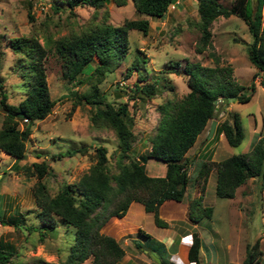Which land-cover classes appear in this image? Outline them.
I'll list each match as a JSON object with an SVG mask.
<instances>
[{
  "label": "rangeland",
  "instance_id": "obj_1",
  "mask_svg": "<svg viewBox=\"0 0 264 264\" xmlns=\"http://www.w3.org/2000/svg\"><path fill=\"white\" fill-rule=\"evenodd\" d=\"M218 1L225 7L231 2ZM172 4L173 9L168 8L163 17L149 18L136 13L130 0L123 6L109 1L104 9L100 10L87 5L75 6L69 10L64 0H0V87L7 96L6 102L16 105L24 97L26 89L16 66L20 56L10 50L7 42V39L21 35L35 37L46 49L43 61L45 82L49 97L53 101L50 113L31 125V133L25 142V157L17 164L19 168L11 165L12 157L0 151V219L7 216L20 218L21 214L24 217V220H18L15 227L0 221V242L13 246L9 250L10 259L6 264H60L69 253L73 241V229L60 223H57L54 230L43 235L41 233L44 230H26L25 227L39 226L40 222L34 216L37 209L32 194V187L37 178L31 173H26L24 167L32 162L43 161L48 168L39 181L43 183L46 193L53 196L61 185L74 183L94 163V146H105L108 166L113 165L116 154L114 133L109 127L92 126L89 121L92 109L83 102H77L79 96L94 90L97 93H105L106 100L114 107L118 103L127 102L125 122L135 137L130 154L137 157L144 155L149 146L148 138L158 119L155 111L157 105L166 99H178L187 92V76L182 71L186 61L208 67L229 66L230 79L233 83L241 85V92L250 94V99L244 103L235 100L226 102L221 98L216 100L217 113L211 120L229 119L230 113H237L243 138L241 144L235 148L227 144L225 148H217L214 144L212 148L217 156L213 154V162L230 154L246 152L258 137H262L264 142V86L259 82L261 75L255 76L257 71L246 56L250 34L245 23L235 15L227 18L217 17L209 26L211 45L196 53L194 47L200 33L197 28L196 0H175ZM28 9L33 21H29L26 16ZM138 18L148 20L146 34L134 29L127 31L126 53L116 68L112 72H105L98 83L90 85L95 80H87L85 73L76 75L79 82L69 81L61 76V60L53 51L55 41L80 33L83 28L94 22L120 26L125 20ZM210 53L218 57L217 64L209 56ZM134 56L143 60L142 65L145 68L143 76L139 77L154 85V95L151 97L142 95L139 99L135 94L134 99H129L132 94L129 89L134 83H141L137 81L136 71L125 77L127 67ZM95 65L96 61H93L91 67ZM2 116L0 111V127ZM211 120L198 134L185 156L191 157L194 150L200 148L204 141L205 148L215 141L207 138ZM78 147H86L84 154L54 157L57 153ZM209 152L212 153V150ZM202 159L207 160V155L200 151L195 159L188 162L189 166L197 163L195 169L188 174V191L191 189L197 165ZM152 163L157 162H148L147 168L155 172L156 168L151 167ZM186 169L190 170L187 165ZM210 171L213 172L214 168ZM258 184L257 178L247 179L243 185L236 188L232 198H217L214 195V181L212 186L208 187L204 198L206 206L212 208L211 217L201 219L196 228L190 229L197 232L201 240L200 264H241L246 250L256 241L258 253L254 256L252 264H264V187L260 191ZM117 219L109 220L112 232H117L121 225H135V217L127 216V220ZM171 226L179 236L185 232L183 222L173 221ZM122 238L123 236H118L119 245L122 244ZM132 242L143 250L147 249L148 245L149 248H154L157 255L154 253L153 256L160 262L187 264L182 253H178L174 260H169L174 248H168L167 254H163L161 245L152 240L146 242L145 238L137 237ZM183 245L185 242L182 239L181 243L173 247L181 250ZM131 247L133 245L128 248L122 245L123 258H129ZM134 250L141 252L137 247ZM88 261L89 259L80 264H88ZM145 261L146 264H156L152 257L145 258ZM141 262L143 261H140V264Z\"/></svg>",
  "mask_w": 264,
  "mask_h": 264
},
{
  "label": "trees",
  "instance_id": "obj_2",
  "mask_svg": "<svg viewBox=\"0 0 264 264\" xmlns=\"http://www.w3.org/2000/svg\"><path fill=\"white\" fill-rule=\"evenodd\" d=\"M109 1L123 6L127 0H64L69 10L75 6L87 5L93 9H104ZM175 0H130L134 11L149 18H161L168 6ZM231 0L228 7L218 0H196L198 15L197 28L199 37L194 50L200 53L211 45L209 26L217 17L227 18L235 15L246 25L250 34V42L246 46V56L256 69L255 76L261 75L259 81L264 86V0ZM56 10V9H55ZM29 21L33 17L28 9ZM148 20L145 18L125 20L120 26L108 23H91L80 33L72 34L66 39H58L53 51L61 60V76L69 81L77 80V74H84L87 80L99 82L105 72H112L127 51V31L139 30L146 34ZM8 47L20 57L16 66L21 80L26 84L24 97L16 105L6 102L7 96L0 87V111L3 113L0 127V151L12 157V166L25 157V142L29 137L31 125L36 120L44 119L53 106L45 82L43 61L46 49L33 36H18L7 39ZM47 44V42H46ZM1 54V53H0ZM209 56L217 64L218 57L214 53ZM96 65L91 67V63ZM143 60L134 56L127 67L126 76L132 71L138 72V82L129 89V99H141L142 95H154L153 83H148L142 73L145 71ZM174 64H178L174 62ZM142 71V72H141ZM183 73L187 76L185 85L187 92L180 98L166 99L155 108L158 119L153 132L148 138V149L144 155L130 154L135 140L128 128L127 102L118 103L115 107L106 100L105 93L91 91L77 97L92 109L89 121L94 127L105 126L112 129L116 139V154L113 165L108 166L107 149L96 145L92 154L94 163L74 183L61 185L55 195L49 196L39 179L47 171L43 162H32L24 167L26 173L33 174L37 181L32 187L35 217L39 226L25 227L27 231L37 228L39 231H52L57 223L73 229V241L69 253L60 264H80L89 259L88 264H116L123 256L124 250L112 236L101 232L102 226L111 218H121L129 203L138 202L145 212L152 214L153 223L157 227L166 228L167 222L158 216V208L166 200L179 202L182 200L189 175L186 165L190 156L186 152L195 142L198 134L209 120L216 115V104L213 100L221 98L228 101L234 97L239 103L247 102L250 94L241 92L242 86L230 79L229 66H202L197 62L186 61ZM143 82V83H142ZM253 86H250V90ZM138 93V94H137ZM72 94V93H71ZM264 106V97H263ZM216 119V118H215ZM21 122V127L19 123ZM222 133L231 147L239 145L243 138V130L237 113H230L229 119L216 121L211 138ZM86 147L68 149L54 155L55 158L84 154ZM147 158L164 164L163 176H149L144 170ZM21 168V167H20ZM214 168V195L217 198H232L236 188L247 179L257 178L258 188L264 187V142L258 137L250 144L246 152L231 154L217 162L201 161L192 179L196 186V195L188 200L186 216L189 222L197 223L201 219H209L212 208L202 204L207 176ZM31 176V175H30ZM19 216H7L0 219L7 225L17 226ZM6 219V220H5ZM13 227V228H14ZM258 241L246 248V255L241 264H252L256 255ZM201 246L197 232L190 233V243L186 251L189 263H199ZM11 244L0 242V264L10 259ZM256 250V251H255ZM149 256V255H148ZM167 264V263H162Z\"/></svg>",
  "mask_w": 264,
  "mask_h": 264
},
{
  "label": "crops",
  "instance_id": "obj_3",
  "mask_svg": "<svg viewBox=\"0 0 264 264\" xmlns=\"http://www.w3.org/2000/svg\"><path fill=\"white\" fill-rule=\"evenodd\" d=\"M207 138L209 139V137H207ZM213 140H215V141H213ZM213 140H212L213 141L212 145L211 146L208 145L206 148H205L206 141H204L203 144H200V148L197 147L196 148L197 150L196 149L194 150L193 155L189 158V161L192 159H195L197 154L200 153V151H202V153H206L207 160L213 161L214 160L213 154L216 155L213 151V148H212L214 146V144H215L214 147H217V148H225L224 146H225V144H227L222 133H219L216 138H213ZM233 148H235V147H233ZM147 149H148V147H147ZM210 150H212V153L209 152ZM20 161H18V162H20ZM18 162H17V164H18ZM148 162H157V161H155L152 158H147V160L145 161V165H144V170H145L147 175H149V176H163L164 171H165L164 164L158 163V162L152 163L153 165L151 167L156 168V171L154 172L153 170H150L147 168ZM196 164L197 163H192L190 166H189V163L187 164V167L190 168L189 171L187 170L188 174L190 173V171H193L195 169ZM213 181H214V171L213 172L210 171L208 176H207V182H206L204 195L206 194V190L208 189V187L212 186ZM190 188H191L190 191H188V189L186 190L185 195L183 196L181 201L175 202L172 200H166L163 203H161V205L159 206L158 216L161 219H163L165 222H167L168 226L166 228L157 227L153 223L152 214L150 212H145L142 205L138 202L129 203L124 215L121 218H119L122 220H127V216L135 217V221H134L135 225L134 226L130 225V227H123V225H121V227L119 228V230L117 232H112V230L110 228V225H111L110 221L115 220V217H111L109 219L110 221L108 220L102 226L100 231L114 237L116 240L118 239L119 235L123 236L122 242H121L122 244H120L121 247H122V245H125V247L128 248L130 245L131 246L133 245V247L129 248V250L131 251L129 258H126V257L123 258V256H122L120 258V260L117 261L116 264H122V262H123V264H140V261H143V262H141L142 264H146V263H144V262H146L145 258H147V257L150 258L148 256V253L150 252L152 254H154V253L156 254L155 250H153L154 248H149V245H148L147 249L143 250L142 248H139L138 246L133 244L132 241H134V238H137V237L145 238L146 242L148 240L149 241L152 240L153 242L160 244L161 248H162L161 253H163V254L164 253L167 254L168 248H170V249L174 248V250L172 252H174L176 254L171 252L172 254H170L169 260H174L176 258V256L178 255V253L179 254L182 253L184 261L187 264H192V263H189L187 261L186 251H187V248H188L189 243H190V233L192 231H194V230H190V229L196 228V225L199 222L191 223V222H189V220L187 219V216H186L188 200L197 194L195 185L194 186L192 185ZM204 195H203L202 203H203V205L206 206L207 204L205 202ZM165 211L167 212V214ZM173 221H179V222L184 223V228H185L184 231L185 232H183V235H185V236H183V235H182L183 237L179 236L178 232L173 229V227L171 226V222H173ZM108 229H110L109 232L107 231ZM124 236H126V238H124ZM182 239L185 242V245H183L182 249L179 250L178 248H176V246H177V244L182 242ZM173 245H176V246L173 247ZM135 247L140 249L141 252H137L136 250H134ZM200 249H201V246H200ZM200 249H199V256H200ZM132 252H133V254H132ZM131 255H133V256H131ZM162 263H164V262H161V264ZM165 263L169 264L168 262H165Z\"/></svg>",
  "mask_w": 264,
  "mask_h": 264
},
{
  "label": "water",
  "instance_id": "obj_4",
  "mask_svg": "<svg viewBox=\"0 0 264 264\" xmlns=\"http://www.w3.org/2000/svg\"><path fill=\"white\" fill-rule=\"evenodd\" d=\"M251 1H252V5L255 6L256 0H251ZM228 100H234V97H228ZM213 103H216V100H213ZM215 124H216L215 120L210 121L207 137H210L212 135ZM149 256L152 257V259L156 261L157 264H161V262L156 257L153 256V254L149 253Z\"/></svg>",
  "mask_w": 264,
  "mask_h": 264
},
{
  "label": "built area",
  "instance_id": "obj_5",
  "mask_svg": "<svg viewBox=\"0 0 264 264\" xmlns=\"http://www.w3.org/2000/svg\"><path fill=\"white\" fill-rule=\"evenodd\" d=\"M168 8H169V9H173V4H170V5L168 6Z\"/></svg>",
  "mask_w": 264,
  "mask_h": 264
},
{
  "label": "clouds",
  "instance_id": "obj_6",
  "mask_svg": "<svg viewBox=\"0 0 264 264\" xmlns=\"http://www.w3.org/2000/svg\"><path fill=\"white\" fill-rule=\"evenodd\" d=\"M215 122H216V121H215ZM206 125H207V124H206ZM206 125H205V126H206ZM209 125H210V124H209ZM204 128H205V127H204ZM208 128H209V126H208ZM212 133H213V132H212ZM211 136H212V135H211ZM211 136H210V137H211ZM226 143H227V142H226ZM227 145H228V144H227ZM237 146H238V145H237ZM237 146H236V147H237ZM230 147H231V146H230Z\"/></svg>",
  "mask_w": 264,
  "mask_h": 264
}]
</instances>
